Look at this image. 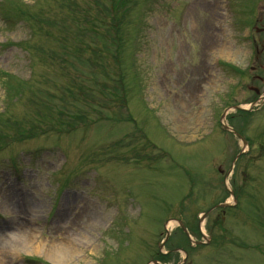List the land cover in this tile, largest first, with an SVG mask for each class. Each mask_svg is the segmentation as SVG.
<instances>
[{
    "label": "rangeland",
    "instance_id": "374dc122",
    "mask_svg": "<svg viewBox=\"0 0 264 264\" xmlns=\"http://www.w3.org/2000/svg\"><path fill=\"white\" fill-rule=\"evenodd\" d=\"M0 12V264H55L54 249L63 264H149L169 219L161 264H264V104L221 127L225 107L264 93V0H0ZM228 195L223 225L220 208L200 221Z\"/></svg>",
    "mask_w": 264,
    "mask_h": 264
},
{
    "label": "bare ground",
    "instance_id": "6f19581e",
    "mask_svg": "<svg viewBox=\"0 0 264 264\" xmlns=\"http://www.w3.org/2000/svg\"><path fill=\"white\" fill-rule=\"evenodd\" d=\"M211 7H213V6H211ZM209 35H210V33H209ZM14 207H15L19 212H21V213H25L26 210H31V209L34 207V204H33V202L30 201L29 199H27V198H26V199H23V198H22V202H21V204L19 205V203L16 202V203L14 204ZM13 225H14V227H15V231H16L17 233H19L20 235H22L23 229H21V228H22L23 224H21V222H15V221H14ZM17 233H12V234L15 235V234H17ZM17 235H18V234H17ZM15 237H16V235H15ZM11 238H13V237L11 236ZM26 248H27V245H24V249H26ZM56 255H57V256H56ZM47 259L50 260L51 262L55 263V264H63V263L66 262L65 257H64L62 254H61V255L57 254V253L55 252V249L52 250V252L49 254V256H47Z\"/></svg>",
    "mask_w": 264,
    "mask_h": 264
}]
</instances>
